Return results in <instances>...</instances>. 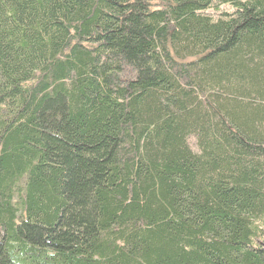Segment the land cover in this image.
<instances>
[{"label": "trees", "instance_id": "16d2710c", "mask_svg": "<svg viewBox=\"0 0 264 264\" xmlns=\"http://www.w3.org/2000/svg\"><path fill=\"white\" fill-rule=\"evenodd\" d=\"M0 264H264V0H0Z\"/></svg>", "mask_w": 264, "mask_h": 264}, {"label": "rangeland", "instance_id": "374dc122", "mask_svg": "<svg viewBox=\"0 0 264 264\" xmlns=\"http://www.w3.org/2000/svg\"><path fill=\"white\" fill-rule=\"evenodd\" d=\"M228 10H230L229 6H222V7H221V11H228ZM209 13L214 14L215 16H217V14H218V12H216V11L213 10V9H210V10H209Z\"/></svg>", "mask_w": 264, "mask_h": 264}]
</instances>
